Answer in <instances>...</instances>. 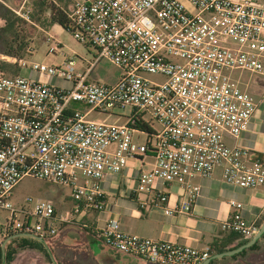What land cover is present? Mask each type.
<instances>
[{"label": "built area", "instance_id": "built-area-1", "mask_svg": "<svg viewBox=\"0 0 264 264\" xmlns=\"http://www.w3.org/2000/svg\"><path fill=\"white\" fill-rule=\"evenodd\" d=\"M70 4L67 32L95 51L84 72L76 54H64L59 67L3 57L18 64L20 73L0 77V210L10 213L0 224V243L20 234L43 241L59 234L54 205L40 201L30 209L10 201L25 178L70 190L74 208L65 222L72 215L109 211L103 189L106 178L148 155L155 165L138 174L136 189L143 210L188 212L197 192L189 191L179 211L177 205L170 207V196L160 183L164 188L187 185L195 177L210 178L218 167L228 184L264 188V160L225 141L246 132L257 108L241 86L242 75L236 74L264 79V2L71 0ZM48 43V54L62 49L54 39ZM28 51L33 54L31 45ZM100 61L120 71L115 83L89 80ZM73 104L84 106L87 113L74 110ZM126 107L132 110L123 124L87 117L110 116ZM230 206L235 213L222 229L252 239L259 230L256 222L246 219L242 203L231 201ZM95 234L105 246L151 264H203L210 258L208 248L124 233L113 221L96 228Z\"/></svg>", "mask_w": 264, "mask_h": 264}, {"label": "crops", "instance_id": "crops-1", "mask_svg": "<svg viewBox=\"0 0 264 264\" xmlns=\"http://www.w3.org/2000/svg\"><path fill=\"white\" fill-rule=\"evenodd\" d=\"M258 2L263 3L264 0H258ZM70 10L71 4L68 5L67 12H70ZM88 49L90 58L81 57L84 62L79 65V69L82 72L86 69V63L92 62L95 57V51ZM99 63L90 73L89 80L101 82L107 78L108 82L104 83H115L120 76V71L112 76L105 75L101 71L92 78V74L98 69ZM28 76L37 78L35 74H28ZM257 78L264 82V79ZM242 88L250 94L257 108L246 132L239 139L226 137L225 141L230 147L248 149L255 153L258 158L264 160V84L261 85L255 79L251 85ZM73 109L82 113H87L88 111L80 104H73ZM87 117L96 121L107 120L110 123L118 121L123 124L126 122H122L124 116H115V111L110 116L90 113ZM125 118L127 120V117ZM154 165V157L148 155L140 163L132 162L130 167L122 173L109 175L103 183L106 201L110 204V209L106 213L98 214L93 211L82 217L72 215L71 220L65 222L63 219L69 218L74 208V200L71 195L70 199L72 201L70 204H67L69 198L63 200L64 210L61 214H58L55 208L57 226L59 228L57 236L70 225L74 224L81 228L79 232L83 236L73 235V233H68V231L64 232V236L67 235L74 241L77 238L85 237L84 239L89 249V258L87 261L85 260V264H92V262L93 264H151L119 253L104 245L96 236L95 229L104 227L110 221L115 222L117 229L124 233L154 240H167L179 245L205 250L209 249V246L216 239H221L229 233L224 231L222 227L235 213V210L230 206L231 201L242 203L244 205V216L249 221L256 222V225L264 216V188L242 189L236 185L228 184L223 180V169L221 167L216 168L210 178L195 177L189 180L187 185H167L164 188L165 186L160 183V189H163L170 196V207L174 208L177 205L179 211L183 207L189 191L195 190L197 192L195 201L188 212H177L170 215L166 214L161 208L143 210L139 207L136 199L138 174L141 171L152 170ZM218 264H232V262H220Z\"/></svg>", "mask_w": 264, "mask_h": 264}, {"label": "rangeland", "instance_id": "rangeland-1", "mask_svg": "<svg viewBox=\"0 0 264 264\" xmlns=\"http://www.w3.org/2000/svg\"><path fill=\"white\" fill-rule=\"evenodd\" d=\"M36 0H0V3L8 7L12 12L17 14L26 20L28 17L31 27L27 26V31L31 35L32 44L34 51L32 56L27 57L25 60L28 63H41L47 66L59 67L64 62L65 55L77 54V60L80 65H82L81 57L90 58V51L87 47L79 44L73 37V35L67 32L63 27L53 24L48 30L47 27L42 25H35L31 23L30 14L33 12V3ZM50 1V0H48ZM60 6H67L70 4L71 0H56ZM68 7V6H67ZM35 25V26H34ZM48 30V31H47ZM54 39L57 42L62 44V49L55 54H48L49 49V39ZM93 52V51H91ZM5 56L0 54V59L4 60ZM5 61V60H4ZM103 72L105 75L112 76L116 74L119 70L112 66L106 61H101L99 63L98 69L92 74L94 75L99 72ZM237 76H241V85L242 87H247L252 84L256 79L260 84H264L263 80H259L257 77H254L248 73L237 72ZM149 78L155 80L159 79L158 77L147 75ZM45 80V79H44ZM101 82H108L105 78ZM131 108L126 107L125 109H115V114L119 116H124L122 122L126 121L127 116L131 113ZM100 118V117H99ZM142 142L145 141L144 137H140ZM70 190L67 188L48 183L43 180H38L34 178H25L23 179L18 186L13 191L10 201L16 206H26L30 209L34 206L36 202L44 201L55 206L58 211V214H61L64 210V201L65 198H69L70 204L72 199H70ZM27 198H32V202L27 203ZM63 207V208H62ZM66 210V209H65ZM10 216V213L7 211L0 210V224H3L6 219ZM73 233V235L83 236L81 234V228L76 225H70L61 231L59 236L55 238H50L42 241L43 249H32L27 247L21 251H18L14 257L12 264H85V260L89 258L88 246L85 241V237L81 239H76L75 241L69 237L64 236L65 233ZM67 234V233H66ZM17 244L13 246L16 248ZM250 259V260H249ZM90 263V262H89ZM264 264V251L259 255H253L247 260H238L232 262V264ZM93 264V262H92Z\"/></svg>", "mask_w": 264, "mask_h": 264}, {"label": "trees", "instance_id": "trees-1", "mask_svg": "<svg viewBox=\"0 0 264 264\" xmlns=\"http://www.w3.org/2000/svg\"><path fill=\"white\" fill-rule=\"evenodd\" d=\"M67 6H60L56 0H36L33 3V12L29 16L31 23L42 25L47 28L51 27L53 24H57L68 31L71 28V21L68 17ZM27 26L33 28V25L0 3L1 55L9 58H16L17 60H25L27 57L30 58L32 56V53L28 51V47L32 44V38L27 31ZM19 73L20 66L18 64L0 59V77H15ZM141 128L147 129L148 131L150 130V127L147 125H142ZM263 223L264 216L257 224L258 229H260ZM250 240L251 239L245 240L239 235L229 232L221 239H216L209 246L210 257L235 250L247 244ZM15 244H17V247L13 248ZM27 247L42 250L43 244L39 240L27 238L13 239L8 242L4 248L3 243H0V264H12L16 253ZM263 251L264 235L251 248L232 257L212 260L210 264H218L220 262L229 263L238 260L244 261L253 255L261 254Z\"/></svg>", "mask_w": 264, "mask_h": 264}, {"label": "water", "instance_id": "water-1", "mask_svg": "<svg viewBox=\"0 0 264 264\" xmlns=\"http://www.w3.org/2000/svg\"><path fill=\"white\" fill-rule=\"evenodd\" d=\"M264 235V223L262 224V226L260 227V229L257 231V233H256V235L247 243V244H245V245H243V246H241V247H239V248H237V249H235V250H232V251H228V252H225V253H221V254H217V255H215V256H213V257H210L209 259H207L203 264H210V262L212 261V260H215V259H222V258H225V257H232V256H234V255H237V254H239V253H241V252H243L244 250H246V249H249V248H251L252 246H254L257 242H258V240H260L261 239V237ZM21 237H25V235H22V234H20V235H16V236H14L13 237V239H15V238H21ZM31 238H33V239H36V240H39V241H43L42 239H37V238H35L34 236H30ZM9 240L10 239H6V241L4 242V244H3V248L5 247V245L9 242Z\"/></svg>", "mask_w": 264, "mask_h": 264}]
</instances>
